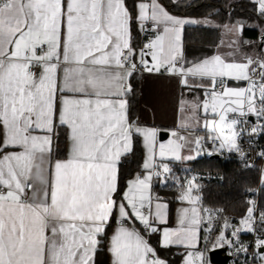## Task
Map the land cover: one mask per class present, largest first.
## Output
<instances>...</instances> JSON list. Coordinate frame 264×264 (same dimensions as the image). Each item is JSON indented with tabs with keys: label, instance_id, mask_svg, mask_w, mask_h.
Returning <instances> with one entry per match:
<instances>
[{
	"label": "snow or ice",
	"instance_id": "obj_1",
	"mask_svg": "<svg viewBox=\"0 0 264 264\" xmlns=\"http://www.w3.org/2000/svg\"><path fill=\"white\" fill-rule=\"evenodd\" d=\"M237 7L0 0V264H98L102 253L110 264H213L217 249L230 264H264V207L248 198L234 222L188 167L234 154L245 169L260 163L264 185V0ZM189 29L211 38L190 49ZM140 82L179 113L166 143L135 116ZM137 146L142 160L127 169ZM173 163L191 175L173 177ZM154 178L177 188L171 223Z\"/></svg>",
	"mask_w": 264,
	"mask_h": 264
},
{
	"label": "trees",
	"instance_id": "obj_2",
	"mask_svg": "<svg viewBox=\"0 0 264 264\" xmlns=\"http://www.w3.org/2000/svg\"><path fill=\"white\" fill-rule=\"evenodd\" d=\"M133 0H127L129 6H131ZM165 5L169 4V0H161ZM201 4L215 5L223 9L226 0H200ZM243 3V0H238L237 12L240 15H244V9L239 7V4ZM203 11V9H200ZM193 9H189V12H193ZM197 14V13H194ZM248 38H255L251 32H247ZM186 38H190L191 42L188 47L193 50L201 48L200 41L202 39L211 38L209 33L195 32L189 29L186 32ZM139 91V84L137 87V93ZM139 105V96L137 94L135 98L134 108L135 116L137 115ZM219 156L217 159L209 160L207 157L200 158L197 162L191 163L188 167H191L194 172L202 173L203 180V197L206 204L209 205H224L228 209V214L234 218V222H237L239 216L245 210V204L248 198L258 200L260 206L264 207V185H261L259 181L258 169L248 168L245 169L240 164L238 158L233 154L230 156ZM142 160V147H136V155L130 157L129 163L125 166L127 169L135 170L136 162ZM172 176L181 180L186 175H191L190 172L185 171V165L180 163H173ZM209 173L211 175H209ZM256 189L255 192H246L245 189ZM152 192L154 194L166 197L170 200V206L176 201L171 198L176 194L177 188L173 186V181L168 180L166 184H161L158 179L154 178ZM245 238H248L249 234H243ZM175 250L173 249V252ZM166 255L168 253H165ZM170 259H176L174 255H169ZM98 264H109L107 253H102L97 257Z\"/></svg>",
	"mask_w": 264,
	"mask_h": 264
},
{
	"label": "crops",
	"instance_id": "obj_3",
	"mask_svg": "<svg viewBox=\"0 0 264 264\" xmlns=\"http://www.w3.org/2000/svg\"><path fill=\"white\" fill-rule=\"evenodd\" d=\"M159 92H160V86L157 84H153L152 82H140L139 83V105H138V111L136 116L142 117L149 125L153 124L155 122L156 124L161 126V131H166L167 127H171L175 122L179 119V113L176 111L173 107L168 106L165 110L159 109ZM148 103H154L157 105L158 111L154 114L151 109H148L145 112V109L147 107ZM200 134H203L201 131ZM169 137L167 136L166 139H164L161 142H167V139ZM178 207L177 202H175L172 206H170V223L174 219L176 215V209ZM108 262L110 264L111 257L110 254L107 253Z\"/></svg>",
	"mask_w": 264,
	"mask_h": 264
},
{
	"label": "water",
	"instance_id": "obj_4",
	"mask_svg": "<svg viewBox=\"0 0 264 264\" xmlns=\"http://www.w3.org/2000/svg\"><path fill=\"white\" fill-rule=\"evenodd\" d=\"M167 136H168L167 132L161 131V134H160L161 141L166 139ZM217 158H219V156H216V158L214 159H217ZM216 252L217 254L215 255L213 259V264H227L231 260V257L228 255V253L224 249H217Z\"/></svg>",
	"mask_w": 264,
	"mask_h": 264
},
{
	"label": "built area",
	"instance_id": "obj_5",
	"mask_svg": "<svg viewBox=\"0 0 264 264\" xmlns=\"http://www.w3.org/2000/svg\"><path fill=\"white\" fill-rule=\"evenodd\" d=\"M224 155H226V156H230L228 153H225ZM249 155H252L251 153L249 154ZM256 167H257V169H258V175H260V173H259V169H260V167H261V165H260V163H256ZM256 202H257V205L258 206H260L259 205V203H258V200L256 199ZM250 235V234H249Z\"/></svg>",
	"mask_w": 264,
	"mask_h": 264
},
{
	"label": "rangeland",
	"instance_id": "obj_6",
	"mask_svg": "<svg viewBox=\"0 0 264 264\" xmlns=\"http://www.w3.org/2000/svg\"><path fill=\"white\" fill-rule=\"evenodd\" d=\"M224 156H225V155H223L222 157L225 158ZM259 181H260V180H259ZM237 222H238V221H237ZM243 234H247V233H242V235H243ZM230 262H231V260H230L227 264H230Z\"/></svg>",
	"mask_w": 264,
	"mask_h": 264
}]
</instances>
